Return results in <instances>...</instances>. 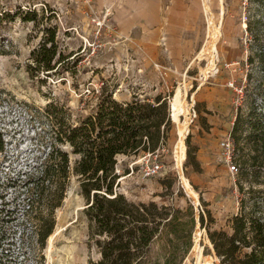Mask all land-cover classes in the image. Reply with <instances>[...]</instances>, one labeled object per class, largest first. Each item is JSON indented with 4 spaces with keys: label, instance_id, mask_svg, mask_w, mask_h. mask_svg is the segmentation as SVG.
Returning a JSON list of instances; mask_svg holds the SVG:
<instances>
[{
    "label": "rangeland",
    "instance_id": "1",
    "mask_svg": "<svg viewBox=\"0 0 264 264\" xmlns=\"http://www.w3.org/2000/svg\"><path fill=\"white\" fill-rule=\"evenodd\" d=\"M205 2L210 5L209 12L203 13L193 59L184 70L177 63L162 61L161 42L160 51L155 46L143 48L138 34H129L117 24L111 6L98 10L93 0H0V12L17 8L37 12L31 22L18 18L0 21V206L4 207L0 216V264H89L99 259L83 211L86 200L75 175H70L62 204L54 210V229L44 248H38L34 241L31 222L25 215V198L26 180L50 148L45 106L50 102L62 106L75 123L95 109L102 87L119 101L129 100L133 94H170L172 128L165 145L155 155H118L116 172L120 177L115 189L135 203L154 201L178 208L192 204L195 227L186 262L219 264L199 215L203 212L206 216L205 210H209L213 218L210 228L229 233L231 219L238 211L236 171L230 168L235 163L231 162L228 136L235 106L242 103L248 69L244 32L247 1ZM46 28L55 31L62 54L57 70L62 73L49 76L35 70L30 57L47 35ZM187 32L194 40L193 31ZM175 95L182 108L176 120L172 108ZM201 117L206 119L207 129ZM180 132L184 136L178 164ZM187 134L196 147L200 171L184 166ZM74 159L70 155L71 165ZM152 161L161 168L146 177L142 168Z\"/></svg>",
    "mask_w": 264,
    "mask_h": 264
},
{
    "label": "trees",
    "instance_id": "2",
    "mask_svg": "<svg viewBox=\"0 0 264 264\" xmlns=\"http://www.w3.org/2000/svg\"><path fill=\"white\" fill-rule=\"evenodd\" d=\"M246 1L248 69L242 103L235 106L228 136L231 162L236 167L238 211L231 219L229 233L210 228L213 218L209 210H205L206 216L203 212L199 215L219 264H264V0ZM36 15L35 10L17 8L0 12V21L18 18L31 22ZM46 33L30 57L34 69L49 76L62 73L57 72L62 54L55 31L46 28ZM168 95L133 94L129 100L119 101L102 87L95 109L75 123L62 106L52 102L45 106L50 148L26 180L25 198V215L38 248H44L53 232L54 210L61 206L73 174L86 200L83 211L89 220L90 237L100 253L99 259L89 264H188L195 227L192 204L178 208L154 201L135 203L115 189L120 177L116 172L118 155L154 154L165 145L172 128ZM201 119L207 129L206 119ZM190 138L187 134L184 166L200 171ZM70 155L75 156L72 165ZM3 209L0 206V216Z\"/></svg>",
    "mask_w": 264,
    "mask_h": 264
},
{
    "label": "crops",
    "instance_id": "3",
    "mask_svg": "<svg viewBox=\"0 0 264 264\" xmlns=\"http://www.w3.org/2000/svg\"><path fill=\"white\" fill-rule=\"evenodd\" d=\"M93 1L98 10L113 7L117 24L129 34H138L143 48L155 46L157 50L161 42L165 57L162 61L167 65L177 63L184 70L193 59L203 13L209 12L210 6L206 0ZM188 30L193 31L194 40L188 37Z\"/></svg>",
    "mask_w": 264,
    "mask_h": 264
},
{
    "label": "bare ground",
    "instance_id": "4",
    "mask_svg": "<svg viewBox=\"0 0 264 264\" xmlns=\"http://www.w3.org/2000/svg\"><path fill=\"white\" fill-rule=\"evenodd\" d=\"M172 108H173V117L176 120L179 113L182 112V108L179 105L178 96L175 95L172 99ZM183 132H180L179 139L176 145L177 148V163L181 164V151H182V139H183Z\"/></svg>",
    "mask_w": 264,
    "mask_h": 264
},
{
    "label": "built area",
    "instance_id": "5",
    "mask_svg": "<svg viewBox=\"0 0 264 264\" xmlns=\"http://www.w3.org/2000/svg\"><path fill=\"white\" fill-rule=\"evenodd\" d=\"M229 144L230 143L227 144V148L229 147ZM151 155H155V154H151ZM160 168H161V165L159 163H157L156 161H152L150 163H145L144 167L142 168V171H143L142 173L146 177L153 176L159 172ZM230 168L236 171V167L234 165L230 166Z\"/></svg>",
    "mask_w": 264,
    "mask_h": 264
}]
</instances>
